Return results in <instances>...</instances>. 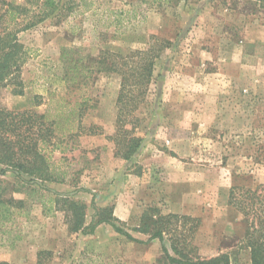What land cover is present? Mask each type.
<instances>
[{"label": "rangeland", "instance_id": "rangeland-1", "mask_svg": "<svg viewBox=\"0 0 264 264\" xmlns=\"http://www.w3.org/2000/svg\"><path fill=\"white\" fill-rule=\"evenodd\" d=\"M18 36L29 49L24 94L0 88V106L22 110L39 94L47 101L34 109L43 112L48 99L53 106L62 98L65 104L86 98L82 124L100 130L76 138L73 150L53 153L62 158L65 183L48 184L59 192L89 190L73 195L87 205L85 224L93 203L112 207L121 226L141 240L148 235L132 229L144 213L196 217L197 257L224 254L232 264H250L243 215L228 196L231 187L257 188L264 199V8L258 0H186L170 7L94 0L91 10L63 21L48 18ZM151 36L170 45L154 60L147 92L126 118L124 128L133 126L141 141L123 159L112 138L120 76L96 72L95 61L102 52L126 56L147 49ZM63 47L94 67L86 83L61 79ZM6 182H13L10 174L0 178L2 187ZM10 188L5 196L26 203L0 224V259L9 264H167L158 239L131 241L106 223L90 233L72 232L65 211H43L41 193Z\"/></svg>", "mask_w": 264, "mask_h": 264}, {"label": "trees", "instance_id": "trees-1", "mask_svg": "<svg viewBox=\"0 0 264 264\" xmlns=\"http://www.w3.org/2000/svg\"><path fill=\"white\" fill-rule=\"evenodd\" d=\"M156 4L157 7H170L186 0H140ZM264 8V0H258ZM94 0H0V88H10L12 95L24 94L22 67L29 49L19 40L18 34L36 24L56 18L61 21L74 13L93 8ZM147 49H136L129 55H115L102 52L96 59V72H111L120 76L119 91L116 98L117 132L112 137L115 154L129 159L140 145V138L132 134L133 126L127 130L124 124L137 104L145 96L150 81L154 60L159 52L170 45V41L156 36ZM74 48L63 47L60 61L63 68L61 79L76 86L86 83L93 68L82 64V58H73ZM90 73V74H88ZM81 77V78H80ZM81 79L82 81H79ZM65 104L63 98L48 99L43 112L34 108L47 101L39 94H34L30 107L12 110L0 106V178L8 174L13 182L0 184V224L12 217V211L22 210L26 198L17 199L5 196L8 185L11 191L22 194L41 193L43 211L49 214L55 210L65 211L69 230L90 233L101 223L109 224L113 230L131 241L149 243L158 239L163 251L162 258L167 264H232L227 255H218L201 259L195 255L198 249L192 244L199 225V219L176 213L152 216L142 214L139 225L132 230L148 235L141 240L134 237L121 226L113 214L112 207L94 209L92 220L85 224L87 205L77 201L73 195L85 188H74L69 192H59L49 183H65L66 170H62L60 161L54 152L62 153L76 147V138L83 134L100 133L94 125L82 124L87 99ZM69 142H72L69 144ZM257 188L231 187L228 204L243 215L245 222L244 243L249 250L250 264H264V199ZM94 196V195H93ZM32 201H36L32 199ZM169 242V247L165 241ZM171 250V252H170ZM38 259L37 264H41ZM0 264H9L0 259Z\"/></svg>", "mask_w": 264, "mask_h": 264}]
</instances>
